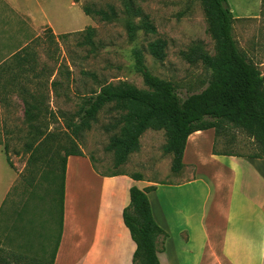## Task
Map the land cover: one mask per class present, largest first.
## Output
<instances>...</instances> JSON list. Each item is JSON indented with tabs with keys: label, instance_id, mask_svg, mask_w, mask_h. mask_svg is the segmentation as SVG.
I'll list each match as a JSON object with an SVG mask.
<instances>
[{
	"label": "rangeland",
	"instance_id": "1",
	"mask_svg": "<svg viewBox=\"0 0 264 264\" xmlns=\"http://www.w3.org/2000/svg\"><path fill=\"white\" fill-rule=\"evenodd\" d=\"M154 27V32L139 29L133 41L129 40L125 22L129 15L119 0H75L69 7V18L73 20V31L60 34L57 38L48 30L42 36L20 50L30 53L31 70L21 72L20 78L10 83L5 96L4 150L11 168L17 177L8 193L0 212V264H50L61 230V210L56 203L49 212L50 201L46 196L38 199L32 196L27 180L34 171L32 149L29 143H38L25 119L23 97L31 102V94L38 101L39 113L34 123L46 133H53L51 145L58 149L56 159L64 156L65 150L76 146L89 156L94 167L101 173L127 172L130 176L141 175L142 182H163L175 180L171 153L164 151L167 142L165 128H147L139 137V149L128 154L124 163L115 165L116 151L107 145L113 136L121 135L122 123H117L123 110L114 104L104 106L92 121L89 129L74 134L70 121H76L82 97L91 91H98L103 84H115L120 80L148 90L141 75L135 70L131 56L132 49H143L145 63L158 77L171 81L181 97L201 91L210 79L211 71L201 59L195 57L194 49L216 54L214 32L199 0H132ZM63 2V1H62ZM237 19L233 22V36L239 48L255 62L264 60V2L261 0H228ZM1 3V2H0ZM262 4V5H261ZM113 5L118 19L106 22L99 17L85 14L82 7L91 10H107ZM253 12L243 15L246 8ZM12 11L6 5L1 6ZM59 3V13H62ZM13 14V13H12ZM234 15V13H233ZM13 18V17H12ZM5 16V22L15 23ZM138 22V18H131ZM1 23V22H0ZM87 26L93 27V45L86 42ZM80 31V32H77ZM162 38L166 41L165 56L155 59L147 50L148 42ZM17 47L12 46V51ZM194 57V60L191 58ZM32 65V66H31ZM264 71V65L259 66ZM54 82V84H51ZM7 101V102H6ZM217 151L251 155L258 151L257 143L242 129L226 124L216 133ZM43 150H45L43 148ZM39 148V152L43 151ZM49 152H41L46 161ZM33 165H36L35 163ZM30 170V172H29ZM27 179V180H26ZM45 186V184H44ZM56 188H60L57 181ZM164 185L151 195L154 215L162 217V195ZM161 246V236L156 238ZM134 264H141L137 259Z\"/></svg>",
	"mask_w": 264,
	"mask_h": 264
},
{
	"label": "crops",
	"instance_id": "2",
	"mask_svg": "<svg viewBox=\"0 0 264 264\" xmlns=\"http://www.w3.org/2000/svg\"><path fill=\"white\" fill-rule=\"evenodd\" d=\"M0 2L3 112L12 75L17 74L18 79L21 72L31 70L30 60L15 67L12 55L42 36L44 30L56 38L73 31L69 7L76 2ZM3 5L13 14L1 8ZM250 9L242 14H252ZM5 16L8 20L13 17L15 23L5 22ZM12 46L17 48L12 51ZM256 63L263 66L264 60ZM5 123L0 116V212L17 177L4 150ZM216 142L213 128L189 134L181 169L175 172L173 182L162 184L135 180L127 172L101 173L84 154L66 156L62 227L52 264H133L136 244L122 216L132 185H154L147 197L153 218L165 233L162 247L157 248L160 264H264V158L214 152ZM162 185V217L158 219L150 195Z\"/></svg>",
	"mask_w": 264,
	"mask_h": 264
},
{
	"label": "trees",
	"instance_id": "3",
	"mask_svg": "<svg viewBox=\"0 0 264 264\" xmlns=\"http://www.w3.org/2000/svg\"><path fill=\"white\" fill-rule=\"evenodd\" d=\"M119 1L124 6V12L130 17L125 22L129 40L135 39L139 29L146 33L154 32L148 15L135 2ZM199 1L210 20L216 44L214 55L198 48L194 49L195 57L201 59L211 71L210 79L201 91L181 97L171 81L162 79L149 70L143 49L134 47L131 52L133 65L148 90L120 80L115 84H102L98 91H91L82 97L80 108L76 112L77 120L69 123L77 136L84 129L91 127L92 121L104 106L114 104L115 108L124 111L117 122L123 124L121 135L113 136L107 145L108 150L116 151V166L124 163L129 153L139 149V137L149 127L167 130L164 151L173 155L174 172L179 171L183 165L182 155L189 134L208 128H213L217 133L226 124L242 129L257 143L258 151L249 155L250 157L264 158V73L258 64L239 48L233 36V22L237 17L233 15L228 0ZM263 2L264 0H261L262 4ZM82 10L90 17H99L102 21L113 22L118 19V12L113 5H108L107 10L102 8L91 10L88 7H82ZM136 17L138 22L132 21L131 18ZM83 31L86 34V42L93 45V27L87 26ZM165 45L164 39L157 38L148 42L146 48L155 59L162 60L165 56ZM20 50L12 55L13 65L17 68L30 60V53L23 54ZM191 60H194V57ZM16 79L17 74H13L9 82L14 84ZM34 97L31 94V102L26 96L22 99L25 105V119L29 121L30 130L38 138L35 145L28 144L32 149L30 169L34 168V171H31L26 180L31 187L32 196L40 192L38 199L48 197L50 213L54 205L59 204L62 227L66 156L83 153L78 147L72 146L65 150L63 157L56 159L58 149L51 145V140L55 136L53 133L42 131L38 124L34 123L39 113L38 101ZM39 148L49 152L50 156L46 161L41 160V152L45 150L39 152ZM213 151L216 152L215 149ZM34 163L36 165H33ZM115 174L118 172L111 173ZM131 177L135 180L142 179L140 174ZM58 180L59 189L56 188ZM152 189L154 185L144 188L132 185L129 188V203L123 208V222L136 244L132 256L133 264L137 259L141 264H160L156 238L161 236L163 240L165 233L152 215L147 197V192ZM37 260L35 259V264ZM52 261L53 258L50 264Z\"/></svg>",
	"mask_w": 264,
	"mask_h": 264
}]
</instances>
